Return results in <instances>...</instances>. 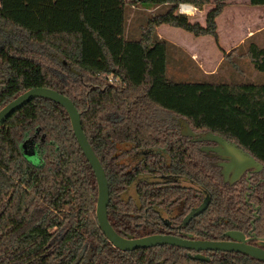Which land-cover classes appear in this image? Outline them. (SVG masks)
I'll use <instances>...</instances> for the list:
<instances>
[{
  "label": "trees",
  "instance_id": "1",
  "mask_svg": "<svg viewBox=\"0 0 264 264\" xmlns=\"http://www.w3.org/2000/svg\"><path fill=\"white\" fill-rule=\"evenodd\" d=\"M211 0H0V110L23 92L49 88L80 113L88 143L102 165L109 190L108 221L119 235L135 238L188 235L218 241L229 230L253 229L264 238V183L249 203L245 184L223 182L212 160L181 135L179 119L195 134L212 133L236 144L264 165V82H172L166 75L168 43L163 25L194 37L218 40L215 0L204 26L177 12ZM264 6V0H249ZM165 8L151 14L139 39L124 36L126 7ZM11 40V41H9ZM9 41V42H8ZM13 42V43H12ZM246 56L264 76V47L250 43ZM116 82H108L109 77ZM32 140L39 164L28 161L22 142ZM157 149L134 167L122 163L121 146ZM182 178L209 196L205 209L178 228L200 199L178 183L140 175ZM134 188L135 198L125 196ZM197 194V197L195 195ZM94 173L73 135L66 111L34 99L0 128V264H264L232 252H193L156 246L121 252L105 238L95 216ZM183 205L174 227L154 206ZM258 208L253 216V208Z\"/></svg>",
  "mask_w": 264,
  "mask_h": 264
},
{
  "label": "rangeland",
  "instance_id": "2",
  "mask_svg": "<svg viewBox=\"0 0 264 264\" xmlns=\"http://www.w3.org/2000/svg\"><path fill=\"white\" fill-rule=\"evenodd\" d=\"M214 1L209 5L197 8L187 15L190 22L204 26L207 12L214 7ZM225 7L216 19L218 40L212 37H194L181 29L163 25L157 29L160 40L168 43L166 75L172 82H209L213 84H262L264 76L257 72L246 56L250 43L264 47V6H250L249 0H224ZM165 8L143 10L141 7H126L125 34L128 39L140 37L142 27L151 14L164 11ZM11 41V40H9ZM8 41V42H9ZM13 43V42H12ZM197 52L192 54L191 50ZM181 128L184 125L181 124ZM24 155L34 152L32 140L21 144ZM131 148L122 145L120 149ZM155 153L160 150H143ZM34 165L39 164L38 156L33 155ZM137 156L126 159L128 164H136ZM228 178V176H227ZM144 180L149 178L144 177ZM174 181L162 179V181ZM243 188L238 186V191ZM125 196L135 198L131 187Z\"/></svg>",
  "mask_w": 264,
  "mask_h": 264
},
{
  "label": "water",
  "instance_id": "3",
  "mask_svg": "<svg viewBox=\"0 0 264 264\" xmlns=\"http://www.w3.org/2000/svg\"><path fill=\"white\" fill-rule=\"evenodd\" d=\"M34 99H45L51 101L61 106L66 111L77 144L95 176L97 185L95 216L98 226L105 235L107 241L114 248L121 252H130L137 249H148L156 246H171L196 252L195 255L189 254V257L193 260L201 262L210 261V259L202 255L201 252H232L248 256L254 260L264 263V250L259 247L246 244L247 240L245 239L244 234L240 232L230 231L224 234L225 237L231 239L232 241L190 240L161 234L135 238L130 235L122 236L116 233L110 225L107 216V207L110 198L104 170L84 135L81 126L80 113L76 110L70 99L49 88L38 87L29 89L17 96L14 100L9 102L0 110V128L9 117H11L14 113ZM178 123L180 124V127L181 124H183L185 128H181L182 136L188 137L194 142H213L218 145L217 150L215 149L214 151L219 153L220 157L234 158V160L231 161V165H228L230 168L232 165L235 168V164H239L241 162H245V164L240 168H237V170L244 168H254L256 171H259L262 168V165L257 163L250 155L240 149L236 144L226 141L222 137L209 132L204 134H195L190 129L188 123L182 119H179ZM33 155H35V151L32 152L31 155H25V157L28 161L32 162L34 161ZM228 173V167L227 169L226 167H223L221 170V175L223 176L224 182H227ZM238 174L240 175V173ZM237 177L235 179H237ZM234 181V179L230 180V183H233ZM259 245L263 246L264 243L260 242Z\"/></svg>",
  "mask_w": 264,
  "mask_h": 264
},
{
  "label": "flooded vegetation",
  "instance_id": "4",
  "mask_svg": "<svg viewBox=\"0 0 264 264\" xmlns=\"http://www.w3.org/2000/svg\"><path fill=\"white\" fill-rule=\"evenodd\" d=\"M110 85H112V84L110 83ZM180 130H181V127H180ZM191 142L197 144L196 149L199 152L205 154L208 158H210L212 160L211 161L212 165L215 166V168H217L218 173L222 177V180H223V176L221 175V170L223 169V167H226V169L228 167V171H229L228 178H227V182L223 181L224 183H226L227 185H230V186L235 185V184H237V186H243L245 184L246 190L243 193V198L247 204H250L249 198H250L251 193L254 192L255 186L257 184L264 183V165L259 163L260 165H262V168L259 171H256L254 168H244V169L237 170V168H240L242 165L245 164V162L235 164L236 165L235 168L232 165L230 168L228 165H231V163H232L231 161L234 160V158H232V157H225V158L220 157L219 153H216L214 151L215 149L217 150V147H218L217 144H215L213 142H194V141H191ZM126 146H128V145H126ZM143 150H157V149L136 150L133 148H125V149L122 148V152H128L127 156L122 157V163L125 165H128V166L134 167L136 165L143 164L146 157H148L150 155L156 156V155L162 154L161 151L155 152L153 154V153H146ZM132 155L137 156V159L135 162L136 164H134V165L128 164L126 162V159L131 157ZM238 173H240V175ZM233 175H234V177H233ZM237 176H239V177H237ZM144 177L149 178L148 181H150V182L178 183V185H180L184 188L192 189L193 191L197 192L200 199L196 200L195 204L188 209V212L186 213L182 222L178 226L179 229L186 227L187 219L192 218L195 215H197L198 213L202 212L205 209V207L207 206V204L209 203V196L206 193L203 194V190L199 186H197L196 184L192 183L191 181H188V180H185L182 178L164 177V176H159V175H155V174L154 175H152V174L144 175L143 174V175H140L139 178L143 179ZM236 177H237V179H235ZM162 179H168V180L173 179L174 181H166V180L162 181ZM233 179L235 181L233 183H230V180H233ZM241 190L242 189H240L239 191H241ZM259 192L264 194V189L260 190ZM197 194L195 193L196 197H197ZM154 207L157 208V211L160 213L161 222L168 227L169 226L174 227L175 219L182 214V211L184 208L183 205H176V206H173L172 208H167V207L162 208L159 206H154ZM252 208L254 210L252 215L256 216V212H257L258 208H255V207H252ZM230 231L240 232V233L244 234L245 239L247 240L246 244L254 246V247H259V248L264 250V245L263 246L259 245L260 242L264 243V238L257 236L252 228L249 230H246L244 232L239 231V230H229L227 232H230ZM224 234H223V238L221 240H218V241H232L231 239L225 237ZM175 237H177V236H175ZM178 237L183 238V239H190V240L191 239L202 240V239H197L194 236H188V235L187 236L186 235H180ZM189 252H193V255L196 254V252H194V251H189ZM203 253L204 252H201L202 255H203Z\"/></svg>",
  "mask_w": 264,
  "mask_h": 264
},
{
  "label": "built area",
  "instance_id": "5",
  "mask_svg": "<svg viewBox=\"0 0 264 264\" xmlns=\"http://www.w3.org/2000/svg\"><path fill=\"white\" fill-rule=\"evenodd\" d=\"M196 10H197L196 7H194L192 5H188V4H180V5H178V8H177V12L181 15H184V16L190 15L193 12H195ZM108 82L113 83V82H116V80L113 79V77L111 76L108 78Z\"/></svg>",
  "mask_w": 264,
  "mask_h": 264
},
{
  "label": "crops",
  "instance_id": "6",
  "mask_svg": "<svg viewBox=\"0 0 264 264\" xmlns=\"http://www.w3.org/2000/svg\"><path fill=\"white\" fill-rule=\"evenodd\" d=\"M159 38V37H158ZM192 52V54H194V53H196L197 52V49H194V51L193 50H191Z\"/></svg>",
  "mask_w": 264,
  "mask_h": 264
}]
</instances>
